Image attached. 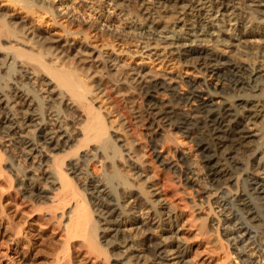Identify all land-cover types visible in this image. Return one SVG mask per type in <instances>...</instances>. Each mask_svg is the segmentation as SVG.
I'll list each match as a JSON object with an SVG mask.
<instances>
[{
  "label": "bare ground",
  "instance_id": "bare-ground-1",
  "mask_svg": "<svg viewBox=\"0 0 264 264\" xmlns=\"http://www.w3.org/2000/svg\"><path fill=\"white\" fill-rule=\"evenodd\" d=\"M2 2L0 129H8L28 148L25 157L31 155L32 170L18 186L23 187L21 205L29 216L0 191V264H88L84 251L96 264H184L186 251L172 224L178 215L163 200H154V194L149 196L151 191L143 189L140 197L146 202L138 215L123 196L128 189H137L129 186L126 174L120 173L125 178L116 179L114 186L102 177H90L82 187L72 183L80 177L83 161L111 168V158L123 147L130 152L129 167H143L132 159L134 146L114 145L119 137L109 134L105 116L90 98L93 90L78 76L82 70L88 76L106 74L102 77L115 81L116 88L133 85L148 102L154 118L150 127L168 128L193 143V160L183 145L176 148L174 160L153 145L154 159L195 189L193 208L206 213L199 231L209 227L213 232L209 247L215 249L222 235L225 245L232 244L236 251L237 264H264V198L258 210L239 177H245L259 196L264 185L233 157L240 147L257 144L264 126V0ZM132 3L140 12L134 16L129 11ZM46 16L52 26L65 20L69 27L109 35L125 44L141 40L144 46L135 42L136 50L114 49L102 41L90 42L94 39L87 32L63 30V23L61 35L47 32L39 26ZM80 34L82 40L77 39ZM30 83L37 89L29 88ZM94 85L102 93L100 82ZM73 109L80 113L76 121L67 111ZM1 151L0 178L12 189L8 169L13 166L4 167ZM36 220L62 232L64 239L53 241ZM147 231L168 235L148 248L140 240ZM162 254L167 260L158 262Z\"/></svg>",
  "mask_w": 264,
  "mask_h": 264
},
{
  "label": "rangeland",
  "instance_id": "rangeland-1",
  "mask_svg": "<svg viewBox=\"0 0 264 264\" xmlns=\"http://www.w3.org/2000/svg\"><path fill=\"white\" fill-rule=\"evenodd\" d=\"M2 1L3 0H0V2H2ZM131 5L129 7V11H131V9H132V11H134L133 16L139 14L140 12L138 10V6H136L135 3L134 4L132 3ZM47 17L48 16H46V19L44 18L45 20L43 19L41 24H39V26L41 25L40 28L47 31V32L49 31V32L53 33V31H54V33L57 32L58 34H60V33H63L64 28L69 27V25H66L67 23H65V20L59 21V26L56 25L58 28L55 26V24L53 25L54 26L53 27L52 26L53 21L51 19H49L50 16L48 18ZM50 20H51V22H50ZM62 23L64 24V27L62 26L63 30H62V27L59 28ZM44 26H46V27H44ZM72 27L78 33L81 31H82V33H86V32L89 33V38L94 39V40L89 39L90 42H94L95 40H97L95 42L101 43V41H102V43H104V44H108V45L111 44L110 46H112V48H114V49L119 48V50H120L123 48L126 50L127 47H129L131 50H136L138 48H135V45H132V44H135V42H137L139 45L142 44L141 45L142 47L144 46L143 45L144 43H142L141 40H139V41L136 40L132 44L131 43L125 44L121 41L116 40L114 37H111L109 35H105V37H104L101 33L95 34L96 32L90 31L87 29H83L84 30L83 31L79 27L74 28V26H70L69 29ZM51 28H52V30H51ZM79 29H80V31H79ZM94 34L97 37H94ZM92 35H93V37H92ZM109 37H111L112 39L114 38V39L112 40ZM78 38H79V40L83 39L81 37V34L78 35L77 39ZM97 38H99L101 40H98ZM112 43H113V45H112ZM82 71L83 72H81V73L79 71L78 76H81V78H83V81L82 80L81 81L83 82V85L85 84L84 86L88 90L90 89L89 91L93 90L92 91L93 95L90 94V98H92L95 107L100 108L102 114L105 116L106 122L108 123L109 129H110L109 134L113 135V136H117V138L119 137L118 139L120 141L117 143L115 142L116 144L114 143V145L115 146H117L118 144L120 146L123 145V146H125V148L127 146L129 147V145H131L132 147L134 146L133 149L135 151L132 152V154H131L132 159H133V161L137 160L136 161L137 163L139 161V164L141 163V165L143 167L139 170L131 169L129 167V164L131 162L129 161L128 154H130V152L127 153V149L125 150L124 147L122 149H120V148L118 149L119 150V154H117L118 157H117V155H113L111 153V151H110L111 148H108L109 154L113 155V157L111 159L114 160V161H112V167L111 168L110 167L108 168L103 163H101V164L97 163L96 161L89 162L88 163L89 165L87 164V161L86 162L83 161V163H81V166H80L81 167L80 177L77 179L73 178L72 183L76 187H82L88 183V179L90 177H93V178L95 177V179H96V177L97 178L99 177V179H100V177H102L101 179H103V180L105 179L108 183L110 182L109 185L114 186L117 183V182H115L116 179L122 180L121 178H125V176L123 177V176H118V175L120 173H121V175H122V173L126 174L127 181L131 183L129 186L133 185L135 188H137L136 190L134 188L128 189V192H126V194H123V196L125 195V199H128V202L130 203L128 208H133V205H134L133 211L135 210L134 212H136L138 215L142 214V209L144 208V204H145L146 200H143V198H142L143 196L140 197V195H143L142 194L144 192L143 189H146L148 191H151V195H149V196H152V194H154L155 196L152 197L154 200L158 199V200H161V202L163 200L165 203V206L168 209H171V211L175 212V214L178 215V218H175V217L173 218L172 224H173V231H175V235L177 236L178 241H180L181 244H183V248L186 251V254L183 257V263L184 264H237L236 262H238L237 261L238 259L235 260L236 262L234 261L236 251H234L232 244H230L228 246L225 245V240L222 239L223 238L222 235L219 236L220 240H221V243H219L220 247H219V244L218 245L216 244L217 247L215 249H213V248L209 247V244H210V246L213 245L212 241H211V240H213V237L211 236V234L213 232L209 231L211 229L209 227H208L209 230H208V228H206V232H204V233L199 231L200 230L199 225H200L201 221L203 220V218H206V213L198 214V211L196 210V208L195 207L193 208L194 204H193L192 200L194 199V196H195V191H194L195 189L192 188L189 185V183L185 182L184 179H180L179 177H176L177 174H175L172 171V169L160 166L159 163L154 159L155 157H154V152H153L154 151L153 145L154 146L156 145V147L158 146L156 148L157 151L161 152L164 156H167L168 158H170L172 160L178 158V154L176 153V151L178 149V146L183 145V147L185 148L184 150L188 153V156L191 158V160H193L194 155H192V151L194 154V149H195L193 143L190 142V140L188 138L184 137L183 135L181 136V134H179V133L177 134L175 131H171L168 128H165V129L155 128V124L153 126L156 129V132L155 133L150 132L153 129V126L150 127V124L152 122V119H154V118L151 116V111L149 109V105H148L147 100L144 98V96L136 88H134L133 85L130 86L128 84V85H126V87L124 86L123 88H116V86L114 84V83H116L115 81L111 80V78H109V77L104 78V76H106V74L98 73L96 76V74L93 75L91 73L92 71L89 70L91 74H90V76H88L89 73H87V71H85V70H82ZM77 72L78 71H76V73ZM76 73H75V75L77 76ZM102 73H104V72H102ZM86 74H87V76H86ZM10 75L12 77L13 73L11 72ZM102 75H104V76L102 77ZM91 76L94 78L90 79ZM97 81L100 82V85L103 89L102 93H99L97 91V86L94 85L95 83L96 84L99 83ZM33 86H35V87H33ZM28 87L29 88L32 87V89L33 88L37 89L38 86L36 84L30 83V85H28ZM96 91H97V93H96ZM67 109H69V108H67ZM67 111L69 112L71 119L73 121H76L79 119L80 113L78 111H76L74 109L73 110H67ZM45 112H46V109L44 110V113ZM74 117L75 118L77 117L78 119L76 118V120H75ZM151 117H152V119H151ZM117 127H118V131H115L116 132L115 133L116 135H115V134H113V131L115 129H117ZM2 128L0 129V132H2L0 134V149L2 150L1 153L4 154L3 156L5 158V165L6 166L4 165V167H6V169H8L10 166H13V167H12V170L10 168L8 169L9 173L11 172L10 174L12 176L11 177L12 189L9 188L10 186H8L7 183L3 181L2 178H0V191H2V193L3 192L7 193L8 191H11L10 194L5 193V195H4L5 198L7 200L11 201L13 207L20 210L21 214H23L24 216H29V211L27 210V208H24L21 205V202L23 200V198L21 197L23 187L19 188L18 186L21 185V180L23 179V177L24 176L26 177L28 175L29 170H32V165H31L32 160H30L31 155L29 158L25 157L27 153L30 154V151H27L28 148L24 147V145H21V143H19L20 139H19V141L16 140V136H13L9 132L8 129H4V128L2 129ZM157 129H159V130H157ZM148 130H149V134H148ZM3 131H4V133H3ZM6 132H7V134H5ZM161 133L163 136H161ZM258 133L260 136L258 135L256 137V140L258 142L257 144H253V146H250V148L240 147L239 149H237L233 153V157L236 158L237 160H240L241 162L245 163L246 172L249 174L254 173L255 177H257V180L261 183V185H264V126H263L262 131L258 132ZM260 133H262V134H260ZM153 135H154V137H153ZM113 139L115 140V137L112 138V141H114ZM259 145H261V146H259ZM254 146H256V147L258 146L259 149L254 155H252L254 157L253 158L251 156V154H252L251 151L256 148ZM108 151L106 150L107 153H108ZM121 156L123 158H121ZM36 161L37 162L39 161L38 163H40V160L35 159V162ZM127 161H129V164ZM174 164H176V162H174ZM33 170H34V168H33ZM120 170H121V172H120ZM137 171H139L138 174L135 173ZM37 172H38L37 175H39V177H41V173L39 171H37ZM87 173L89 175L91 174L92 176H89ZM139 175H141V176H139ZM70 176H72V174H70ZM253 177H254V175H253ZM147 178H148V180H147ZM41 179H42V177H41ZM149 180H150V182H149ZM239 180H240L241 187L243 189H245V192L248 194V196H249L250 200L252 201L254 207H256L258 210H260L261 209V202H262L261 198L262 199L264 198V193H261L262 194L261 196H259L260 194L257 195L255 193H253L252 190L250 189L251 185L249 184V181L247 179H245V177L244 178H243V176L241 178L239 177ZM25 182H27V181H25ZM83 182H85V183H83ZM114 182H115V184H114ZM78 184H79V186H78ZM145 184H147L146 188H145ZM139 187H140V189H139ZM117 192H119V194L122 193L120 189L117 190ZM136 192L138 194H136ZM193 193H194V196H193ZM127 194L129 196H127ZM123 200H124V197H123ZM131 205H132V207H130ZM27 206L30 209L28 204H27ZM139 209H141V211ZM35 223L38 224L37 226L45 229L46 233L49 234L50 238L53 241L58 243L59 240L60 241L62 240L61 237L63 238V234H62V232H59V230L55 229L54 227H50L46 224H42L40 221H37V220ZM149 232L150 231L145 232L144 234L141 235L143 237H140L141 238L140 240H142L143 245H146L148 248H152V246L157 244V243H162L161 238L166 237V235H168V233L163 232V231H156L155 235H149ZM200 232H201V234H200ZM153 234H154V232H153ZM145 235H146V237H145ZM148 236L151 237L152 242H151V240L150 241L147 240ZM144 237H145V239H144ZM222 244H223V247H221ZM107 250L111 251L113 249L110 248ZM149 250L150 249H148L147 253L149 255H152V252H150ZM225 253H227V254L225 255ZM84 254H85L87 261H89L90 264L91 263L96 264L95 259L93 256H91V254H88V252L86 254V251H84ZM163 257L166 258V255L162 254L161 258L158 259V262H163L162 260H164V261L167 260V259H164ZM239 264H241V263H239Z\"/></svg>",
  "mask_w": 264,
  "mask_h": 264
}]
</instances>
